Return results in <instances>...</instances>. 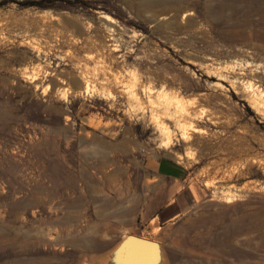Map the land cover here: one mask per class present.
I'll return each instance as SVG.
<instances>
[{"label": "rangeland", "instance_id": "1", "mask_svg": "<svg viewBox=\"0 0 264 264\" xmlns=\"http://www.w3.org/2000/svg\"><path fill=\"white\" fill-rule=\"evenodd\" d=\"M158 154L184 188L152 219ZM125 234L264 264V0H0V264H111Z\"/></svg>", "mask_w": 264, "mask_h": 264}, {"label": "crops", "instance_id": "2", "mask_svg": "<svg viewBox=\"0 0 264 264\" xmlns=\"http://www.w3.org/2000/svg\"><path fill=\"white\" fill-rule=\"evenodd\" d=\"M150 170L151 173L146 175V179L153 180L151 183V197L143 205L142 212L145 216L151 214L153 219L158 218L167 208L175 205V201L179 198L177 192L179 193L184 188L181 184L184 180V165L165 154H158L151 158ZM160 180H168L171 185L161 186L158 183ZM165 196L168 200L164 202ZM177 214V211H172L169 214L167 213L165 218L172 219ZM90 246H93V242ZM93 247L101 248V244L95 240Z\"/></svg>", "mask_w": 264, "mask_h": 264}, {"label": "water", "instance_id": "3", "mask_svg": "<svg viewBox=\"0 0 264 264\" xmlns=\"http://www.w3.org/2000/svg\"><path fill=\"white\" fill-rule=\"evenodd\" d=\"M111 264H159L161 248L157 241L125 234L110 253Z\"/></svg>", "mask_w": 264, "mask_h": 264}, {"label": "bare ground", "instance_id": "4", "mask_svg": "<svg viewBox=\"0 0 264 264\" xmlns=\"http://www.w3.org/2000/svg\"><path fill=\"white\" fill-rule=\"evenodd\" d=\"M190 13V12H189ZM189 13H185V14H189ZM184 16V15H183ZM97 66H98V64H97ZM35 73V72H34ZM38 73V72H37ZM38 75H36V77H37ZM60 78V77H59ZM27 79V78H26ZM38 79V78H37ZM35 80V79H34ZM56 81H58V80H56ZM37 86V85H36ZM36 88V87H35ZM84 90H85V88H87L85 85H84ZM89 91V90H88ZM89 93V92H88ZM258 95V94H257ZM195 99V98H194ZM194 102V101H193ZM263 105V104H262ZM202 109V108H201ZM203 110V109H202ZM183 129V128H182ZM186 130V129H185ZM185 133H186V131H185ZM163 145H167V144H169V136H168V134L166 133V136H165V140H164V142L162 143ZM217 191V190H216ZM227 193V192H226ZM99 215V214H98ZM102 215V214H101ZM103 216H105V215H103ZM102 216V217H103ZM106 217V216H105ZM104 218V217H103ZM101 220V219H100ZM103 220V219H102ZM95 227V226H94ZM89 228H90V226H89ZM92 228V227H91ZM94 231V230H93ZM92 231V232H93ZM92 236V235H91ZM88 237V236H87ZM93 239V238H92ZM85 240H87V239H85ZM84 240V241H85ZM94 240V239H93ZM90 241V240H89ZM88 241V242H89ZM84 244H86V242H84ZM55 245V244H54ZM90 251H91V249H90ZM45 258H47V257H45ZM44 258V259H45ZM49 258V257H48ZM100 263V262H99Z\"/></svg>", "mask_w": 264, "mask_h": 264}]
</instances>
